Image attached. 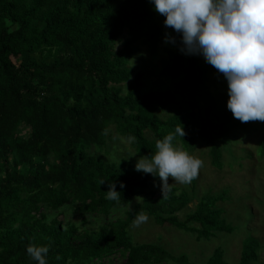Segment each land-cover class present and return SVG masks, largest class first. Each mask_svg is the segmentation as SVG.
Returning a JSON list of instances; mask_svg holds the SVG:
<instances>
[{
	"label": "trees",
	"instance_id": "obj_1",
	"mask_svg": "<svg viewBox=\"0 0 264 264\" xmlns=\"http://www.w3.org/2000/svg\"><path fill=\"white\" fill-rule=\"evenodd\" d=\"M164 19L149 0H0V264H37L30 243L49 247L48 264H198L133 241L138 212L198 239L234 231L220 204L230 201L226 190L198 196L196 186L172 185L163 196L152 185L158 176L111 151L124 138L150 158L183 124L174 143L205 145L213 167L225 168V158L230 169L263 164L264 121L233 117L224 75L181 52ZM142 47L160 56L162 86L149 88L135 68ZM111 183L118 201L106 198ZM139 196L125 218L112 216ZM65 210L79 220L61 218ZM100 216L107 221L90 225ZM262 250L248 235L237 264H264ZM201 264L230 263L217 247Z\"/></svg>",
	"mask_w": 264,
	"mask_h": 264
},
{
	"label": "clouds",
	"instance_id": "obj_2",
	"mask_svg": "<svg viewBox=\"0 0 264 264\" xmlns=\"http://www.w3.org/2000/svg\"><path fill=\"white\" fill-rule=\"evenodd\" d=\"M149 2L165 17V27L180 35L181 52L202 55L224 75L228 82L227 108L233 117L241 122L264 121V0ZM165 39L176 43L171 34ZM178 136H185L183 124L156 141V151L150 158L140 156L135 164L136 170L161 179L163 196L169 176L175 182L189 184L203 167L204 162L192 155L193 151L174 143ZM106 193L107 199L119 200L115 183L110 184ZM147 219L146 214L138 212L133 222L139 225ZM26 251L37 264H48L47 245L30 243Z\"/></svg>",
	"mask_w": 264,
	"mask_h": 264
},
{
	"label": "rangeland",
	"instance_id": "obj_3",
	"mask_svg": "<svg viewBox=\"0 0 264 264\" xmlns=\"http://www.w3.org/2000/svg\"><path fill=\"white\" fill-rule=\"evenodd\" d=\"M138 70H142L147 75V86L149 88L159 87L165 83V79L159 76L161 68L160 56H151L144 47L142 53L136 57ZM247 147V142L243 144ZM114 157L120 158L125 156L131 161L137 162L138 156L133 150L130 142L124 138L116 139L115 149H111ZM195 157L200 158L204 163L199 170L195 182L189 184H181L175 182L174 178L169 176L168 182L170 187L177 185L182 188H190L196 186L195 192L201 195L205 190L210 193H219L226 190L230 201H220L224 203L225 217L229 223L233 224L234 231L232 233H219L218 236H212L210 239H198L196 234L180 230L174 226L166 224L165 226L157 225L153 219L147 215L148 219L139 225L131 224V236L135 242L156 243L167 248L172 254L179 255L185 253L189 259L198 264L206 262L217 247L223 248L225 258L230 264H237L240 258L242 242L248 235L258 236L263 244L262 255L264 257V159L262 165L258 163V167L250 165H235V168L227 167L229 158H225V168L219 170L212 166L210 157L207 154V147L199 145L194 152L191 153ZM242 161V160H241ZM243 162V161H242ZM162 181L160 178L154 182L153 188H161ZM141 196L134 199L128 207L114 208L112 216L114 218H125L127 208L139 202ZM193 205V203H191ZM59 211L55 212L58 214ZM69 220H79L72 211H64V215ZM184 216V212L181 213ZM107 221L106 216L98 218L92 217L90 225L102 224ZM88 225V226H90ZM171 264V263H170ZM174 264V263H172Z\"/></svg>",
	"mask_w": 264,
	"mask_h": 264
}]
</instances>
